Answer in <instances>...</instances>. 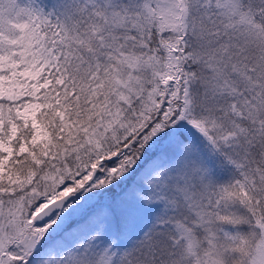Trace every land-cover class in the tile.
I'll use <instances>...</instances> for the list:
<instances>
[{"label":"snow or ice","instance_id":"obj_1","mask_svg":"<svg viewBox=\"0 0 264 264\" xmlns=\"http://www.w3.org/2000/svg\"><path fill=\"white\" fill-rule=\"evenodd\" d=\"M0 264H264V0H0Z\"/></svg>","mask_w":264,"mask_h":264}]
</instances>
